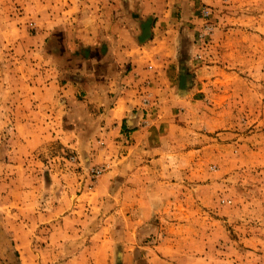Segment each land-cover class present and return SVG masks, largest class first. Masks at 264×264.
<instances>
[{"label": "rangeland", "instance_id": "1", "mask_svg": "<svg viewBox=\"0 0 264 264\" xmlns=\"http://www.w3.org/2000/svg\"><path fill=\"white\" fill-rule=\"evenodd\" d=\"M78 2L0 0V249L8 253L0 255V264L17 263L14 247L23 259L30 246L42 250L54 243L60 250L73 244L88 250L78 264H264V0H212L193 15L184 33L201 83L194 98L198 105L186 118L190 139L181 133L169 143L170 150L184 147L192 155L153 165L192 169L191 189L184 190L187 179L175 175L177 186L145 223H135L140 218L135 210L124 219L118 211L112 229L125 220V240L118 234L110 239L112 221H100L112 208L97 199L94 183L110 167L97 145L63 138L64 128L53 122L55 67L38 53L45 11L52 19ZM36 36L38 52L25 50V39ZM25 102L31 126H15L23 121ZM183 112L175 117L180 127ZM96 169L100 174L91 178ZM67 217L69 225L62 223ZM54 220L69 227L68 235L76 229L79 237L61 239ZM96 227L106 238H87ZM102 252L106 255L99 258ZM59 256L51 262L44 257L43 264H68Z\"/></svg>", "mask_w": 264, "mask_h": 264}, {"label": "crops", "instance_id": "2", "mask_svg": "<svg viewBox=\"0 0 264 264\" xmlns=\"http://www.w3.org/2000/svg\"><path fill=\"white\" fill-rule=\"evenodd\" d=\"M78 1L77 6H70L52 19L45 11L38 36L39 52L37 36L25 39L23 45L29 52L34 48L41 59L55 67L56 85L50 89L57 96L53 122L64 128L63 138L84 141L87 147L97 145L99 156L109 165V171L94 183L97 199L103 197V205L112 208L100 221H112L110 239L125 240L128 233L125 220L122 226L112 229L118 211L124 219V213L131 215L135 210L140 215L135 223H145L156 215L153 208L158 207L162 197L169 198L168 190L177 186L175 175L187 179L188 183L183 180L184 190L189 193L191 189L192 169L181 172L175 167L159 169L153 165L177 155L191 158L189 149L183 147L184 151L176 152L170 150L169 143H174L181 133H189L186 118H190L193 106L198 105L194 98L201 83L191 68L193 48L185 33L197 9L212 0ZM28 103L22 108L23 121L14 122L15 126H31ZM181 110L185 116L182 127L175 121L177 111ZM184 138L190 139L186 135ZM152 190L165 194L156 195ZM114 208L119 209L112 216ZM66 219L62 223L69 225L70 218ZM54 223L61 239L79 237L76 229L68 235L69 227L62 229L60 221ZM97 228L89 230L87 238L99 241L106 238ZM135 238L142 239L139 234ZM106 244L107 241L101 243ZM169 245L165 238L162 246L167 249ZM59 248L56 243L42 250L30 246L23 251V259L16 247L13 253L19 255L16 264H43L44 257L51 262V257L60 259V253L68 264H78L90 255L88 250L82 251L74 244ZM2 253L8 254L3 248ZM29 254L34 256L30 261ZM99 255L103 258L106 253ZM91 257L98 260L94 253Z\"/></svg>", "mask_w": 264, "mask_h": 264}, {"label": "built area", "instance_id": "3", "mask_svg": "<svg viewBox=\"0 0 264 264\" xmlns=\"http://www.w3.org/2000/svg\"><path fill=\"white\" fill-rule=\"evenodd\" d=\"M98 174H100V170L96 169V170L92 171L91 178L98 176Z\"/></svg>", "mask_w": 264, "mask_h": 264}]
</instances>
